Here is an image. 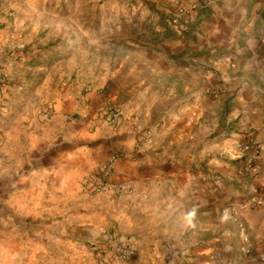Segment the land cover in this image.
<instances>
[{"label": "crops", "instance_id": "0c3cea01", "mask_svg": "<svg viewBox=\"0 0 264 264\" xmlns=\"http://www.w3.org/2000/svg\"><path fill=\"white\" fill-rule=\"evenodd\" d=\"M170 5L172 11L184 9L186 17L169 15ZM57 9L71 13L61 17ZM75 10L85 14L73 15ZM129 13L157 23L153 42L120 51L108 61L113 71L108 76L101 60L93 63L95 75L84 74L89 62L83 46L51 59L61 52L38 45L51 41L50 33L43 35L49 25L56 33L57 22L73 23L74 32L85 37L101 35L104 26L123 22ZM254 42H264V0H0V166L9 168L0 179V197L14 191L33 201L34 215L51 214L45 200L87 190L90 176L118 152L108 178L112 186L135 185L151 197L160 191L167 198L189 193L201 200L207 194L220 201L223 214L211 217L224 224L211 223L221 233L201 264H264V99L253 103L250 114L243 111L237 131L211 147L220 156L211 159V174L196 169L200 142L215 129L225 133L232 119L218 110L221 124L218 120L211 130V113L235 94L229 87L215 92L225 83L204 70L210 61L225 72L236 67L219 54L235 46L249 49ZM206 56L212 58L199 60ZM89 82L116 86L82 93ZM255 85L243 80L239 104L256 98ZM107 99L129 118L118 129L99 117ZM48 105L54 106L52 115ZM135 122L153 128L152 144L137 145ZM250 138L261 143L254 169L237 154ZM241 224L248 228L250 252Z\"/></svg>", "mask_w": 264, "mask_h": 264}, {"label": "rangeland", "instance_id": "374dc122", "mask_svg": "<svg viewBox=\"0 0 264 264\" xmlns=\"http://www.w3.org/2000/svg\"><path fill=\"white\" fill-rule=\"evenodd\" d=\"M56 13L62 17L71 12L57 9ZM81 13L80 10L73 11V15ZM131 14L123 15V22L104 26L101 35L94 33L85 37L74 32L73 23L57 22L56 33L49 25L43 35L50 33L51 41L38 45L61 52L51 53V59L65 58L74 48L83 46L89 62L84 74L95 75L93 63L101 60L104 62L103 76H108L113 72L108 70L112 66L108 61L120 57V51H126L133 44L149 46L153 42L152 34L157 23L137 13L136 18L128 17ZM169 15L186 17L184 9L177 7ZM243 48L235 46L227 53L219 54L220 60L229 57L236 67L231 65L225 72L210 61L211 66L204 70L207 74L211 71V77L216 74L220 83H225L215 87V92L218 90L222 94L225 87L235 92L224 103L220 97L221 103L214 108L216 113H211V130L218 120L221 124L218 110L223 111L226 121L232 116L228 130L218 135V129H215L198 145L200 155L197 159L200 161H197L196 169L205 176L211 174V159L220 157L211 147L227 138L226 133L237 131L243 111L250 114L253 103L264 99V42H254L251 48ZM211 56L199 60L209 61ZM240 79L256 84L254 95H251L256 98L242 104L238 102L244 99L240 86L243 80L240 82ZM212 81L211 88H214ZM96 86L89 82L80 89L82 93L105 89L110 92L116 85ZM53 111L54 106L48 105L46 113L52 115ZM238 111L242 112L233 117ZM142 145L145 144L139 146ZM7 170L9 168L0 166V179L7 178L8 173H4ZM92 180L87 190L69 192L63 199L45 200L44 205L52 208L48 215H34L33 201L17 198L14 191L6 198L0 197V264H201L199 259L211 254V241L221 233L218 229L213 232L211 223L224 224L223 218L211 217L215 211L223 214L224 207L218 210L217 206L220 201L208 200L207 194L201 200L189 193L182 199L167 198L165 192L160 191L151 197L135 185L104 189ZM129 246L134 253L123 256Z\"/></svg>", "mask_w": 264, "mask_h": 264}, {"label": "built area", "instance_id": "2783aa9c", "mask_svg": "<svg viewBox=\"0 0 264 264\" xmlns=\"http://www.w3.org/2000/svg\"><path fill=\"white\" fill-rule=\"evenodd\" d=\"M2 73V72H1ZM100 116L103 119H106L109 121L115 128L122 127L124 122L129 119L126 115L124 110L119 106L118 104L114 103L113 101L107 99L103 107L100 111ZM132 126L137 134V145L145 144L150 145L153 143V135L154 130L151 126L142 127L141 124L138 122L132 123ZM261 150V143L258 142L254 138H250L247 141L239 144L237 148V154L239 158L245 159L246 167L249 169H254L256 158L258 157ZM126 153V152H125ZM119 157L118 152H114L110 155L107 162L102 166V168L99 170L98 173L94 176L93 182L99 186L100 188H107L111 187L112 185L109 184L108 178L112 171L113 164L115 160ZM117 189L123 188L125 186H114ZM241 208L245 207V204H240ZM247 226L245 224H241V235L246 243V250L247 252L251 251V246L249 243V236L247 231ZM133 248L128 247L125 251V254L123 256H129L133 254Z\"/></svg>", "mask_w": 264, "mask_h": 264}, {"label": "trees", "instance_id": "16d2710c", "mask_svg": "<svg viewBox=\"0 0 264 264\" xmlns=\"http://www.w3.org/2000/svg\"><path fill=\"white\" fill-rule=\"evenodd\" d=\"M156 39V38H155Z\"/></svg>", "mask_w": 264, "mask_h": 264}]
</instances>
